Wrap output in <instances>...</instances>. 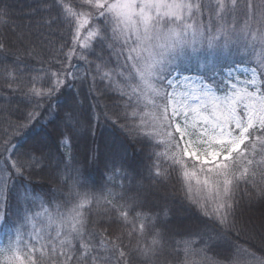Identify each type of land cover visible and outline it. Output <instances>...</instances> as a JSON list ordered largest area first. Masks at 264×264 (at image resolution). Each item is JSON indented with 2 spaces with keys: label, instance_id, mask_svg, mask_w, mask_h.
Segmentation results:
<instances>
[{
  "label": "snow or ice",
  "instance_id": "1",
  "mask_svg": "<svg viewBox=\"0 0 264 264\" xmlns=\"http://www.w3.org/2000/svg\"><path fill=\"white\" fill-rule=\"evenodd\" d=\"M41 5L47 35L0 36V91L19 93L29 109L15 122L0 119V264H161L166 252L175 264H264V255L238 243L237 219L242 186L264 197V0ZM9 21V5L0 0V25ZM53 29L63 30L61 39L67 32L59 48L49 47ZM234 56L254 65L247 78L228 63ZM73 59L89 72L73 73ZM88 76L91 87L99 81L119 101L114 116L94 118L103 116L149 150L157 182L174 173L185 201L211 230L169 227L170 210L149 206V194L133 187L117 151L102 159L99 148H86L80 164L78 105L59 110L48 102L69 80ZM100 163L105 183L90 184L85 168ZM36 176L54 177L58 187L37 193L30 181ZM220 240L227 254L215 252Z\"/></svg>",
  "mask_w": 264,
  "mask_h": 264
},
{
  "label": "trees",
  "instance_id": "2",
  "mask_svg": "<svg viewBox=\"0 0 264 264\" xmlns=\"http://www.w3.org/2000/svg\"><path fill=\"white\" fill-rule=\"evenodd\" d=\"M6 3L9 5L10 21L6 26L0 25V36L6 37L8 40H14V30L30 31L33 33V39L39 37L41 33L45 35L48 34L50 30L41 26L42 17L47 15V13L42 11L41 0H6ZM52 31L55 34L48 36V39L52 42L49 47L59 48L61 43L68 40L67 32H63V39H61V32L63 30L53 29ZM97 51L99 52V49H97ZM103 55L105 60H107L108 53L105 52ZM89 59L95 61L94 56H89ZM232 62L250 63L241 56H234L228 63L231 64ZM31 63L37 70L40 69L41 66L39 63L34 61ZM112 63L115 64V60H112ZM45 67H47V65H45ZM53 67L56 68L59 67V65H54ZM71 71L78 76H84L85 73L89 72V66L83 61L73 59ZM91 86V76L83 80H69V86L63 88L57 97H54L48 102L57 106L59 110L73 103L78 105L79 112L82 116L80 136L76 146L80 164L82 165L83 163V154L86 148H99L102 159L105 151H117L126 162L125 167L127 168L133 187L146 191L149 194V206L155 211H159L161 208L170 210L168 217L164 218L171 221L169 227H176L184 224V226L186 225L187 227H199L200 229H204L202 222L203 218L199 217L198 214H195L188 208L187 210L190 212L187 213L186 217H174V211H179L181 209V207L176 209L177 204L182 203L184 206H188V203L184 199L185 193L183 185L177 180L175 174L173 173L165 182H157L148 170L152 163V161L148 159L149 150L143 148L140 144L129 141L117 129H114L111 122L104 119L103 116H101L99 120L94 118L95 114L104 112L109 116H114L120 109L119 101L115 97V94L110 91L104 92L103 84L97 81L94 88ZM0 96L6 98L0 99V109L5 110L0 114V119L7 118L15 122L18 119H22L23 112L29 110L22 102L19 93L13 94L5 89L0 91ZM69 97L70 101L67 102ZM45 107H47V105H45ZM43 115L47 117L48 113L44 112ZM51 127V125L48 126L49 129H51ZM37 130H39V125H37ZM47 143L51 151L55 153V137L47 138ZM85 174L89 177L90 184L95 182V184L99 186L105 183L104 177L106 175V170L103 163L88 165L85 168ZM30 181L37 193L48 192L50 189H56L58 187L54 177L42 179L36 176L31 177ZM19 183H28V181H18V184ZM127 183L128 182L125 181V184ZM238 197L240 198V205L237 210V219L249 208L257 207L254 205L264 201V197H261L251 188L244 186L241 187ZM173 204H175V209L173 208ZM14 205L15 201H10V206ZM179 222L182 223L180 224ZM241 222L242 219H238V226L241 228L240 241L238 243H240L243 248H250L255 251L257 255H264L263 229L262 232L260 231V235L255 232L248 234L243 231L244 228ZM212 227V225H209V228L204 230H211ZM215 252L217 254H227L226 245L223 240L218 241ZM212 255L213 253L210 252L209 256ZM134 264H136L135 261ZM161 264H175V259L166 252L161 257Z\"/></svg>",
  "mask_w": 264,
  "mask_h": 264
},
{
  "label": "rangeland",
  "instance_id": "3",
  "mask_svg": "<svg viewBox=\"0 0 264 264\" xmlns=\"http://www.w3.org/2000/svg\"><path fill=\"white\" fill-rule=\"evenodd\" d=\"M242 71L239 73L242 78H247L245 75H250L251 69H247L244 67H239ZM147 167V166H146ZM149 170V169H148ZM167 184V183H164ZM175 204H173V208L175 209ZM257 207L249 208L241 217H238V219H242L241 224H243V231L247 232L248 234H251L252 232H255L256 234L260 235V231L264 232V201L254 205ZM179 211H174V217L177 218H184L187 216V213L190 211L194 212L195 214H198L193 207L184 206L182 203L177 204L176 209L180 208ZM187 208L190 210H187ZM263 221V222H262ZM251 229V230H250ZM262 236L264 237V233H262Z\"/></svg>",
  "mask_w": 264,
  "mask_h": 264
},
{
  "label": "bare ground",
  "instance_id": "4",
  "mask_svg": "<svg viewBox=\"0 0 264 264\" xmlns=\"http://www.w3.org/2000/svg\"><path fill=\"white\" fill-rule=\"evenodd\" d=\"M70 101V97L67 99V102H69ZM69 104V103H68ZM84 134V133H83ZM180 224L182 223V222H179ZM182 225H184V224H182ZM186 226V225H185ZM187 227V226H186Z\"/></svg>",
  "mask_w": 264,
  "mask_h": 264
}]
</instances>
